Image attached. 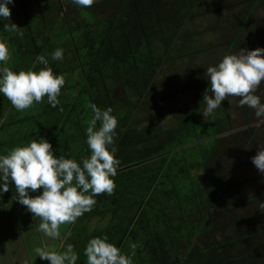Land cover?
<instances>
[{
  "label": "rangeland",
  "instance_id": "1",
  "mask_svg": "<svg viewBox=\"0 0 264 264\" xmlns=\"http://www.w3.org/2000/svg\"><path fill=\"white\" fill-rule=\"evenodd\" d=\"M124 1L95 0L91 8H81L72 0H41L50 3L48 11L42 12L37 7L36 0H13V3L8 5L11 10L10 19L0 20L5 24L12 23L20 27L16 33V40L19 41L17 65L13 57L8 63L0 62V68L9 67L15 72L39 71L44 65L36 58L44 55L48 66L56 75H59L56 70L61 66L60 73H64L66 82H72L78 75L76 73L72 76L69 73L77 71L82 58L88 53L86 47L91 43L90 39L107 29L111 33L114 15ZM137 1L146 21L152 16L150 11L156 12L157 15L151 24L157 22L167 30L164 32L168 47L163 53L170 55V60L167 61L163 56L164 63L155 74L154 84L148 87L146 94L137 101L130 93L123 91L118 83L110 86L112 90L109 94L104 81L95 76L93 70L90 72L88 69L83 75V88L89 96L81 98L82 113L77 115L80 123L75 124L78 128L73 135L62 133L57 136L53 150L57 158L63 156L75 159L81 166L83 159L90 156L86 129L91 109L86 107V104H92L91 97L104 98L118 107L131 104L133 110L122 112L125 116L121 117L133 119L137 130L155 132V138L148 144L132 148H121L114 142L117 148L116 158L121 162L118 174L113 178L116 184L114 194H103L101 200H96L97 203L90 212L85 213L73 224L62 225L61 236L56 240L38 231L37 225L33 226L34 230H31L30 234L29 221L21 220L19 227L29 230L20 243L24 253L15 258H12L10 253L5 256L2 264H32L25 258L38 257L35 247L31 249L28 244V239H34V232L40 235L42 248L64 251L68 244H72L75 250L86 231L84 219L91 213L93 219L97 216L104 218L89 224L92 231L101 230L107 224L110 229H121L129 224V217L123 213L124 207L140 201L143 202L145 210L137 217L141 220L148 215L143 201L146 194L150 195V204L158 221L167 218L166 212L168 214L169 209L176 211V216H180L176 207L178 203L171 199L169 192L170 189L176 190L174 187L177 186L162 187V197L154 192L161 189L160 185L164 179L183 180L184 172L193 181L203 180L206 186L208 177L217 179L226 174L229 181L222 179L226 186L229 187L231 183L238 185L235 184L233 193H228L230 196L225 202L222 201L223 197H202L204 205L201 208L205 209V213L201 214L200 209L197 211L189 205L190 214L185 215L186 219H172L173 225L167 227L161 225L155 232L157 238H161L158 234L164 231H168L169 235L161 242L160 250L152 251V258L150 251L143 249L146 242H134L130 236L121 249L122 253L131 255L130 246L135 243L137 248L132 257L133 264H198L199 259L202 264H214L215 261L210 259L222 251L223 253L217 256L218 264H264V211L259 208V204L264 203V174L258 171L251 159L257 154L258 147H264V116H256L259 121L249 126L245 113L247 105L238 106L239 97H229L206 118L202 115L206 107L203 94L210 87L208 78L204 75L207 67L216 66L225 55L234 54L239 49L264 48V0ZM172 22L177 25L174 29H170ZM132 24L135 22L132 21L130 26ZM178 48L183 56H175ZM56 49H63L62 60H52L51 54ZM26 51L28 56L24 58ZM63 89L66 91L64 94L70 95V91H67L70 89L69 85H64L62 91ZM256 95L264 98V83L260 85ZM155 98L158 100L144 106L139 105L142 100ZM11 111L14 112L12 117ZM21 113L22 118L17 117ZM188 113L191 119L186 118ZM24 115L25 110L17 111L0 93V133L6 122L11 125L21 123ZM92 117L93 115H90V120ZM187 120H190L204 141L210 142L209 148L214 150L211 158L207 159L208 157L203 155V150L207 151L208 147H204L202 151L197 150L198 141L191 140V145L182 141L185 145L176 148L184 134L182 130L186 127ZM28 126L30 130L31 125ZM1 134L3 138L11 137L12 141L16 142L13 145L15 148L26 132L17 127L16 133ZM179 147H184V152L191 155L183 157L177 150ZM170 175L173 176L168 177ZM221 187L223 192L224 187ZM161 199H165V203L161 202ZM210 201L214 202L213 208L209 206ZM224 203H227V210L222 207ZM163 204L165 208L162 207ZM207 211L212 215L207 216ZM220 212L224 213L217 215ZM140 223L141 221L135 224L137 227L134 229L155 225L148 221L145 225ZM0 226L3 230L8 229L1 241L5 246L8 237L11 240L16 239V225H9L4 221ZM259 230L261 233L258 236L251 235L248 238ZM171 244H174L176 250L167 252ZM3 250L4 248L1 249ZM32 251L35 256H32ZM199 251L209 254L200 256ZM40 263L50 264L49 261L41 259ZM77 264H87L86 256L78 254Z\"/></svg>",
  "mask_w": 264,
  "mask_h": 264
},
{
  "label": "clouds",
  "instance_id": "2",
  "mask_svg": "<svg viewBox=\"0 0 264 264\" xmlns=\"http://www.w3.org/2000/svg\"><path fill=\"white\" fill-rule=\"evenodd\" d=\"M72 2L81 8H91L95 0ZM11 3L13 0L0 2V18L10 19L8 5ZM18 29L12 23L4 25L5 31ZM51 58L62 60L63 49H56ZM10 59L9 45L0 38V62L6 63ZM36 59L44 65L39 71L15 72L9 67L0 68V93L17 111L29 109L34 103H42L45 97L53 108L60 104L58 97L66 83L65 76L56 75L44 55ZM204 75L210 84L203 94V103L206 105L202 112L204 118L210 116L229 97H239L238 106L247 105L255 110L249 109L246 114L249 126L259 121L257 117L264 116V103L256 95L264 83V48H243L234 54L225 55L216 66H208ZM88 107L94 114L86 129V143L91 154L83 159L82 166L75 159L63 156L57 158L52 144L43 137L0 155V189L7 193L9 184L14 183L18 194L14 199L40 219L38 231L53 240L60 238L62 225L75 223L94 208L97 203L94 197L103 194L110 196L115 192L113 178L118 174L121 163L116 158L117 148L114 146L118 120L112 115L111 107L103 111L95 104ZM251 159L258 171L264 174V147H258L257 154ZM40 190L42 193L39 195L30 194ZM259 208L264 211V203H260ZM130 247L131 255L124 254L120 248L108 242L105 235L103 238L91 239L84 255L87 264H133L132 257L137 245L133 243ZM35 252L41 260H47L50 264H77L78 260L72 244H68L64 251L37 247Z\"/></svg>",
  "mask_w": 264,
  "mask_h": 264
},
{
  "label": "trees",
  "instance_id": "3",
  "mask_svg": "<svg viewBox=\"0 0 264 264\" xmlns=\"http://www.w3.org/2000/svg\"><path fill=\"white\" fill-rule=\"evenodd\" d=\"M0 2H2V0H0ZM123 3L124 4L121 5L120 10L114 15L111 33L107 29L106 31H103V33L92 37L90 39L91 43H89V45L86 47L88 53L82 58L77 71H72L69 73L72 76L76 73L78 75V78L74 79L72 82L65 83V86H70V89H67V91H70V95L64 94L66 91L64 89L62 91L61 89V92L63 93H61L58 97L60 104L57 105V107L53 108L50 104H48L47 97H45L42 103H34L31 108L25 110V117L22 120L23 122H16L13 125H11L9 122H6L3 125L2 132L8 133L9 135L11 133H16L17 127H20L22 130H24L26 135L28 133V136L25 135L18 146H26L32 140L39 141L41 137L45 138L49 143L52 144V146H55L56 143L54 144V142L57 136L61 135L62 133L73 135L76 132L78 126L75 124L80 123V119H78L79 116L77 118V115L82 113L81 98H83L82 96H89L83 88V75L88 69L90 72L93 70L95 76L104 81L106 84V90L109 94L112 90L110 86H115L116 83H118L120 84V87L123 88V91L125 90L126 92L130 93V96L136 98V101L141 98L142 95L146 94L148 87H151L154 84L155 74L164 63L162 60L163 56L167 58V61L170 60L169 57H171L170 55L163 53V51H165L168 47L165 40V32L167 30L162 28L157 22L151 24L152 20L157 15L156 12L150 11L149 13L152 16L149 21H146L143 10L140 9V4L137 0H125ZM36 5L40 11L47 12L50 3L48 4L47 2L36 0ZM132 21H134L135 24L130 26ZM4 25L5 23L0 20V38H3L9 45L11 52V59L9 61H11L13 57L16 61L18 56L17 45L19 43V41L16 40V33L18 30L5 31ZM175 27H177L176 23L172 22L170 29H174ZM27 56L28 52L26 51L24 58ZM175 56H183V53L179 48L176 50ZM9 61H7V63ZM60 69L61 66H58L56 73H59V75H64L63 72L60 73ZM127 100H129L128 97ZM157 100L158 98L149 99L148 101L142 100L139 105L144 106L151 101ZM261 102L264 103V98L261 99ZM91 103L95 104L102 111L109 107L113 109L112 115H114L118 120V131H116L114 142L118 143L119 147H138L140 145L150 143L152 139L155 138V132L146 131V129L137 130L133 119H125L121 117L123 115L122 112L124 113L125 111L133 110V106L131 104L127 103L126 105L118 107L115 103H112L109 100L101 97H91ZM86 107H88L87 104ZM61 108L63 109L62 111ZM89 109L91 108L89 107ZM249 109L255 111L254 109L246 106V114L249 112ZM1 114L3 115V113ZM90 115H94L92 109ZM90 115L88 116L87 123L90 121ZM10 116H14V112L11 111ZM22 116L23 114L21 113L17 117L22 118ZM186 118L191 119L190 113L187 114ZM189 121L187 122L186 127L182 130L184 131V134L182 135L180 142L176 145V148L179 145H185L182 143V141L190 145L191 140L198 141L197 150L202 151L204 147H208L207 151L203 150V155L208 157L207 159L211 158L214 150L209 148L210 142L204 141L202 135L197 133V130ZM28 125H31L30 130ZM97 125H99V122H97ZM1 133L0 155H6L11 149H13V145L16 142L12 141L11 137L3 138L4 136H2ZM174 133L177 137V133ZM209 139L211 140L212 138L210 137ZM177 150L185 158L191 155L187 152H184V147H179ZM188 164L192 163L188 162ZM183 174H185L183 180H162V184L160 185L161 189L154 192L156 195L162 197L164 195L162 187L165 186L169 188L177 186L174 187L176 190L170 189L169 192L171 199L178 203L176 207L180 216H176L177 212L169 209L170 206H168V214L166 212L167 218H164L162 221H158L155 217V211L152 209L150 204V195L147 194L144 195L143 201L148 215L141 220L137 219L141 212H145L143 209V202L138 201L131 203V205H128L123 209V213L129 217V224L121 229H110L107 227V224L101 230L92 231V229L89 228V224L94 220L102 221L104 218L102 219L97 216L95 219H93L91 213L86 220L84 219V228L86 231L79 244V247L75 248L76 253H78L79 256L84 255L86 245L91 239L96 237L103 238L105 235L108 237V242L113 243L120 249H123L127 238L130 236L134 242H146V246L143 249H145V251L149 250L152 258V251L160 250L161 242L164 241L165 236L169 235L168 231H164L163 233L161 232L158 234L161 238H157L158 236L155 234V232L161 225L167 227L168 225H173L172 219H178L181 217L182 219H186L185 215H187V213L190 214L189 205H191L197 211L200 209L201 214L205 213V209L201 208L204 205L202 203V197H209L210 199H219L223 197L222 201L225 202L227 197L230 196L228 193H233L235 191L236 185H238L237 183H235L236 185L231 183L228 187L223 183L222 179H227V181H229L228 174H226V176L223 178L217 177V179L212 176L208 177V180H206L208 186L203 184V180L201 179L193 181L192 178H189L187 173L184 172ZM172 176L173 175H170L168 177ZM0 183H2V181H0ZM221 185L224 187L223 192ZM41 193L42 190L37 193L30 194L35 196ZM2 195V201L11 205V207L6 208L5 212L3 213V219L6 220L9 225H16L14 228V231L16 232L15 235L17 237L16 240H20L22 242L24 239L23 237L26 236V232L29 230L20 228V221L23 219H27L29 221L30 234L31 230H34L33 226H38L41 221L39 218L34 217L33 214L28 212L26 207L22 206L17 200L14 199V197L18 195L15 191L14 183H10L9 191L7 193H2ZM94 199L99 201L102 199V195L96 196ZM164 200L165 199H161V202L165 203ZM247 202L250 203V201ZM252 202H254V199ZM208 203L209 206L213 208L214 202L210 201ZM18 205L20 206L19 208ZM226 205L227 203H224L222 207L225 208ZM162 207L165 208L166 206L163 204ZM225 209L227 210L228 208ZM223 213L224 212H220L217 213V215ZM211 215L212 214L210 211H207V216ZM140 221V224L142 225H145L147 221L154 223L155 225H148L146 228L142 227V229L139 230L134 229L137 227L135 224ZM4 230L7 231L8 229L5 228ZM260 233L261 230L254 232L253 234H250L248 238L251 235L258 236ZM32 235L33 237L35 235L34 239H28V244L31 249L34 247V249L41 247L40 235L36 234L35 232L32 233ZM27 250L30 251L28 248ZM173 250L175 251L176 247L174 244H171V246L168 247L167 252ZM141 252L139 254H141ZM205 252L206 251H199L198 253L200 256L209 254H204ZM222 253L219 252L215 254L210 260L215 261L214 264H218L219 258L217 256ZM11 255L13 256L12 258L17 256L16 254ZM27 255H29V253H27ZM32 256H35L34 251H32ZM25 259L28 262L35 264L36 258L30 259V256H28ZM197 263L202 264V260H197Z\"/></svg>",
  "mask_w": 264,
  "mask_h": 264
},
{
  "label": "crops",
  "instance_id": "4",
  "mask_svg": "<svg viewBox=\"0 0 264 264\" xmlns=\"http://www.w3.org/2000/svg\"><path fill=\"white\" fill-rule=\"evenodd\" d=\"M2 193H3L2 189H0V200H1V202H0V223L6 221V220L3 219V213L5 212L6 208L11 207V205L9 203H5V202L2 201V199H3L2 198V196H3ZM19 207L20 206L18 205V208ZM6 233H7V231L3 230L2 226H0V264H2L3 261L5 260V256L9 255L10 253L11 254H16V255L24 253V249L20 247L21 241L20 240L19 241L16 240L17 237L14 240H11L8 237L7 240H6L5 246H3L1 244V241L5 238L3 235H5ZM3 248H4V250L1 251V249H3ZM26 255H27V253H26ZM37 262H38V264H41L39 257H37L35 263H37Z\"/></svg>",
  "mask_w": 264,
  "mask_h": 264
}]
</instances>
